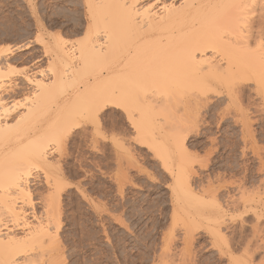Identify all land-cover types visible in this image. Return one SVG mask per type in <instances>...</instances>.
<instances>
[{
	"label": "bare ground",
	"instance_id": "6f19581e",
	"mask_svg": "<svg viewBox=\"0 0 264 264\" xmlns=\"http://www.w3.org/2000/svg\"><path fill=\"white\" fill-rule=\"evenodd\" d=\"M98 3L105 5L104 14H109L108 25L103 29L98 26L84 36L82 43H75V50L57 37L52 39L58 64L68 73L75 64V80L77 77L78 80L87 79L80 80L82 88L78 87L74 95L60 97L64 81L74 79L53 78L50 83L19 79L13 89L0 93V264H64L59 220L65 181L57 172L58 164L52 160L54 155L49 152V147L68 142L71 133L82 124L94 122L99 126V114L109 107L124 110L141 135V143L163 161L173 182L175 218H181L186 227L184 249L177 262L168 260L170 256L174 257L171 249L166 250L170 254L164 255L162 260H166L158 264H197L193 261L192 251L195 229L214 226L211 230L216 238L213 246H218L217 238L227 244L222 226L229 222L228 210L214 194L212 186L199 191L195 189L191 182L194 162L185 140L177 133L167 136L164 123L158 134L153 132L157 128L151 113L157 110L164 115L171 102L178 99L182 106L177 110L179 103L174 102L173 109H176L181 126L182 123L185 126L180 132L184 133L186 129L189 132V128L197 126L202 109L211 104L213 96H225L232 113L241 118L243 138L250 146L246 140L250 134L249 112L246 113L241 103L249 84L264 102V13L261 12L264 0H100ZM24 48L27 47L16 49ZM14 52V48H7L2 54L4 57L0 56V78L13 72L7 58ZM87 69L90 70L88 75ZM29 89L38 94L30 104L27 103L25 115H18L23 108L19 105L5 108V101L20 90ZM228 110L224 112L228 113ZM135 114L138 120L133 119ZM171 141L176 151L168 147L167 143ZM35 172L44 175L49 190L61 192L58 190V195L45 198L41 216L35 211L32 215L31 211V220L26 207L29 203L33 205L31 188ZM262 184L264 187V181ZM237 186L243 189L242 185ZM246 194L249 192L241 193L242 202L238 201V204L244 210L243 215L255 213L257 225L253 228L252 240L248 241L242 255H238L240 257L231 250L224 251L227 246L219 247L220 258L228 257L229 264H255L257 252L264 251V231L258 226L264 217V198L259 196L257 201L253 196L247 198ZM205 200H211L209 210L204 209ZM231 216L232 221L234 216ZM263 261L259 264H264Z\"/></svg>",
	"mask_w": 264,
	"mask_h": 264
},
{
	"label": "rangeland",
	"instance_id": "374dc122",
	"mask_svg": "<svg viewBox=\"0 0 264 264\" xmlns=\"http://www.w3.org/2000/svg\"><path fill=\"white\" fill-rule=\"evenodd\" d=\"M98 1L100 0H0V56L4 57L3 52L7 48L15 50L14 54L7 58L14 70L0 78V93L13 89L19 79L43 80L47 83L53 78L74 79L73 83L70 80H67V83L64 81L66 84L64 83L65 87L63 85L64 89L61 90L64 94L59 92L60 97L74 95L78 87L82 88L81 81L87 79L78 80L77 77L76 82L75 64L71 73L65 72L55 58L52 39L57 37L75 50L76 42L82 43L84 36L87 37L98 26L103 29L109 14L105 15L106 7ZM261 12L264 13V10ZM261 12L259 10L258 13ZM21 46L27 48L16 49ZM88 72L90 73L89 69L86 70L87 75ZM37 94L32 89L20 90L13 98L5 101V108L19 105L23 108L18 111V115L23 116L32 102L30 100L37 97ZM177 100L174 102L179 103L178 107L176 106L178 110L182 104ZM174 102H171L164 115L159 114L157 110L151 113L157 128L153 132L158 134L161 124L164 123L162 126L167 136L177 133L183 137L181 140H185L188 154L194 162L191 178L193 186L197 191L212 186L214 194L218 195V199L228 210L229 222L222 226L227 244L217 238L218 246H213L216 238L211 234V230H214V226L208 229L204 225L195 229L193 261L197 264H229L228 257L220 258L219 247L227 246L224 251L231 250L235 256L240 257L248 241L252 240L253 228L257 225L254 212L243 215L244 210L239 205L242 202L241 193L249 192L246 194L249 199L264 198V102L254 92L252 84L245 87L241 104L246 113L249 112L247 117L250 134L246 140H249L250 146L245 144L243 138L241 118L233 114L231 107L227 106V97L213 96L212 105L202 109L204 111L197 126L193 127L194 129L189 128V132L186 129L184 133L180 132L184 125L182 123L181 126L176 109H173L176 105ZM225 109L233 113L228 112V115L224 112ZM170 110H174L175 114ZM136 114L133 115L134 120H138L137 115L140 117V114ZM177 117L178 119H174ZM99 119V126L92 122L76 128L67 144L55 145L59 150L52 145L49 147V152L54 155L51 156L52 160L58 164L57 172L62 176L63 182L65 181L62 186L64 192L60 193L62 212L59 220V239L62 238L61 244L64 246L63 263L158 264L166 260H162L164 255L167 257L170 253L174 258L170 256L168 260L174 259L177 262L184 249L183 234L186 227L183 226L181 218H175L173 182L164 169L163 161L146 144L141 143V135L123 109L109 107L99 114ZM167 145L171 150L174 148L172 151H176L172 141ZM43 176L40 172L34 173L31 188L33 205L29 203L26 207V213L29 215L31 211L32 215L35 211L39 216L43 212L45 200L58 195L59 189L49 190L48 182ZM235 183L242 185L243 189L240 190ZM205 202L207 205L204 209L209 210L211 200ZM230 215L234 216V220L232 218L231 221ZM29 219L32 220V217ZM263 221L264 217L258 226L264 231ZM170 249V253L166 252ZM263 254L264 251L257 252L255 264L262 263Z\"/></svg>",
	"mask_w": 264,
	"mask_h": 264
}]
</instances>
